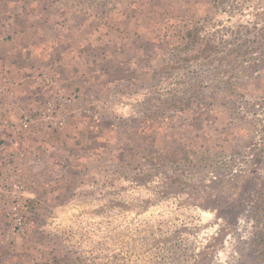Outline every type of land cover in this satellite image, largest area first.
<instances>
[{"label":"rangeland","instance_id":"rangeland-1","mask_svg":"<svg viewBox=\"0 0 264 264\" xmlns=\"http://www.w3.org/2000/svg\"><path fill=\"white\" fill-rule=\"evenodd\" d=\"M5 67L0 264H264V0H0Z\"/></svg>","mask_w":264,"mask_h":264},{"label":"built area","instance_id":"built-area-1","mask_svg":"<svg viewBox=\"0 0 264 264\" xmlns=\"http://www.w3.org/2000/svg\"><path fill=\"white\" fill-rule=\"evenodd\" d=\"M36 75L43 87L51 85L48 76L43 73ZM17 85L18 82L10 77L9 68L0 69V202L5 193L4 184L7 180H20L18 172L23 165L20 162V151L15 147L7 149V137H13L21 130L29 133L36 124L50 128L61 127L64 124L60 115L61 101H70L69 98L56 94L44 97L36 106L26 109L17 92ZM19 219L17 218L18 221Z\"/></svg>","mask_w":264,"mask_h":264}]
</instances>
